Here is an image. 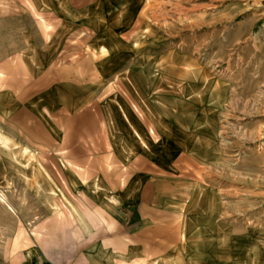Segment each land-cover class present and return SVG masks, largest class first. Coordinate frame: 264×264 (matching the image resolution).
I'll return each mask as SVG.
<instances>
[{
    "label": "crops",
    "instance_id": "obj_1",
    "mask_svg": "<svg viewBox=\"0 0 264 264\" xmlns=\"http://www.w3.org/2000/svg\"><path fill=\"white\" fill-rule=\"evenodd\" d=\"M25 1L0 0L7 20L30 15L37 29L0 49V144L51 155L57 178L37 189L66 188L76 211L64 230L36 225L45 239L19 250L22 264H264V226L222 224L203 196V151L187 141L171 78L138 87L116 70L147 0ZM86 33L94 55L62 64Z\"/></svg>",
    "mask_w": 264,
    "mask_h": 264
},
{
    "label": "rangeland",
    "instance_id": "obj_2",
    "mask_svg": "<svg viewBox=\"0 0 264 264\" xmlns=\"http://www.w3.org/2000/svg\"><path fill=\"white\" fill-rule=\"evenodd\" d=\"M19 1L27 11V2ZM141 12L138 29L124 35L127 59L118 60L116 70H133L129 81L138 87L156 78L158 88L159 78H171L169 86L180 92L187 141L203 151L197 182L209 189L212 197L202 194L218 221L264 226V0H147ZM7 18L0 14V49L20 45V28L37 33L30 15ZM88 34L69 52L63 50L68 60L62 64L89 49L94 55L85 45ZM169 100L173 108L176 101ZM2 149L0 144V264H22L19 250L45 239L35 226L48 219L50 227L64 230L76 208L66 188L52 198L51 191L37 189L55 182L50 172L57 178L51 155Z\"/></svg>",
    "mask_w": 264,
    "mask_h": 264
}]
</instances>
